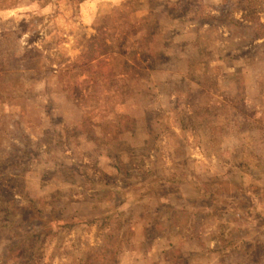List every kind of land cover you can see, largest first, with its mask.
Returning a JSON list of instances; mask_svg holds the SVG:
<instances>
[{
  "label": "rangeland",
  "instance_id": "1",
  "mask_svg": "<svg viewBox=\"0 0 264 264\" xmlns=\"http://www.w3.org/2000/svg\"><path fill=\"white\" fill-rule=\"evenodd\" d=\"M0 264H264V0H0Z\"/></svg>",
  "mask_w": 264,
  "mask_h": 264
},
{
  "label": "trees",
  "instance_id": "2",
  "mask_svg": "<svg viewBox=\"0 0 264 264\" xmlns=\"http://www.w3.org/2000/svg\"><path fill=\"white\" fill-rule=\"evenodd\" d=\"M258 26H262V24L259 22L258 24H257Z\"/></svg>",
  "mask_w": 264,
  "mask_h": 264
}]
</instances>
